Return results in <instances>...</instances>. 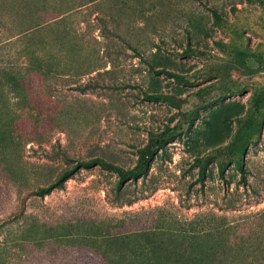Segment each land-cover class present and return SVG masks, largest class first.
Instances as JSON below:
<instances>
[{
	"label": "rangeland",
	"instance_id": "374dc122",
	"mask_svg": "<svg viewBox=\"0 0 264 264\" xmlns=\"http://www.w3.org/2000/svg\"><path fill=\"white\" fill-rule=\"evenodd\" d=\"M4 72L25 76L0 88V264L125 214L203 232L210 264H264V0H0ZM148 146L131 204L94 166L20 214L77 160L128 168Z\"/></svg>",
	"mask_w": 264,
	"mask_h": 264
},
{
	"label": "trees",
	"instance_id": "16d2710c",
	"mask_svg": "<svg viewBox=\"0 0 264 264\" xmlns=\"http://www.w3.org/2000/svg\"><path fill=\"white\" fill-rule=\"evenodd\" d=\"M21 76L25 75L4 72L0 77V88H12L19 93L17 96H21L22 92H19L23 88L20 83ZM80 89L84 91L86 86H81ZM151 96L159 97L158 95ZM3 119L4 114L0 113V122ZM246 133H237L231 145L240 149L241 144L238 140L240 141L241 136ZM159 145L162 146L163 143L160 142ZM138 152V161L128 168L119 167L100 157L77 160L74 165L63 168L47 185L27 191L20 202V214L29 196H45L55 189H62L65 182L80 169L94 166L109 167L115 170L118 179L114 187L113 199L123 204H131L139 197L140 192L129 190L126 181H137L139 177H144L149 168L150 158L154 154L149 146L139 149ZM62 156L67 158L66 152H62ZM196 161L201 163L198 159ZM238 167L241 172L244 171L242 164H238ZM204 175L205 167L202 165L199 169V179L203 180ZM128 215L125 214L117 223L111 219L84 220L80 223L86 226L83 232L66 230L57 234L56 237L60 243L58 251H53L52 246L48 245V238L33 240V248L46 249L44 258L42 255L26 252L22 256L24 264H210L212 255H207L203 246L197 243L198 237L203 235V232L177 227L171 223L170 219L159 215L146 219L136 218V220ZM3 219H8V217L4 216ZM134 222L140 224L132 226Z\"/></svg>",
	"mask_w": 264,
	"mask_h": 264
}]
</instances>
